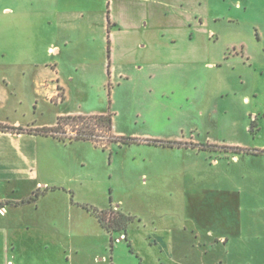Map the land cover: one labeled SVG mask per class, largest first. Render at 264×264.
Segmentation results:
<instances>
[{"label":"crops","instance_id":"1","mask_svg":"<svg viewBox=\"0 0 264 264\" xmlns=\"http://www.w3.org/2000/svg\"><path fill=\"white\" fill-rule=\"evenodd\" d=\"M7 2L10 4L5 5ZM190 3V10L183 11L181 0L172 7L167 0H0V77L4 84L0 105L18 112L27 92L34 94L35 111L42 98L63 107L73 97L78 100L76 109L59 112L54 125H38L34 118L27 123L0 120V125L15 129L0 130V253L7 252L12 231L23 230L14 221L17 213L10 209L37 205L39 197L30 199L40 186L50 189L48 182L39 179L55 166L56 155L42 148L43 141L66 144L35 131L55 127L60 117L108 114L114 129L118 118L129 119L127 112L119 110L122 102L127 108L132 103L144 104L147 109L137 115L146 124H165L167 77L189 78L194 89L204 92L211 84L207 77L226 68L232 77L223 78L217 88L229 100L223 114L232 118L238 110L253 121L254 130L247 126L254 133L248 136L250 143L148 136L140 144L164 148L148 141L172 142L178 145L171 148L220 154L237 165L244 162L251 170V180H243L223 199V216L232 217L241 227L248 212L252 229L211 232L223 250L210 240L207 254L217 248L223 258L209 264H264V44L258 54L253 53V42L241 41L215 55L211 50L213 32L207 31L209 22L200 17L199 5L193 0ZM168 8H181L182 13L168 21ZM170 27L180 30L179 35L167 37ZM213 162L218 166L221 161L215 157ZM232 201L239 208L230 206ZM132 232L129 227V239ZM182 233L176 230L175 244L183 242ZM114 238L117 246L127 242L123 232H115Z\"/></svg>","mask_w":264,"mask_h":264},{"label":"rangeland","instance_id":"2","mask_svg":"<svg viewBox=\"0 0 264 264\" xmlns=\"http://www.w3.org/2000/svg\"><path fill=\"white\" fill-rule=\"evenodd\" d=\"M167 1L172 7L180 0ZM181 1L182 10H190L191 0ZM193 1L199 5L203 21L209 22L207 31L213 32L211 50L215 55L241 41L253 42V53L258 54V48L264 44L257 41L260 37L264 39V0ZM180 10L168 8V21L182 13ZM179 31L170 27L166 35L177 36ZM230 73L225 68L218 75L207 77L211 84L204 92L194 89L189 78L167 77L166 123L146 124L137 115L147 109L144 104L132 103L127 108L122 102L119 110L127 112L129 119L118 118L113 134L140 141L148 136L171 140L193 136L201 143L207 140L217 144L250 143L248 136L254 133L249 132L247 126L254 130L253 121L243 118L238 110L232 118L223 114L229 100L222 97L217 88L223 78L232 77ZM2 87L0 77L1 93ZM0 98L1 101L2 96ZM33 98L34 94L27 92L24 106L18 112L0 105V120L18 119L27 123L34 118L38 125L50 126L56 123L60 111L78 106L75 97L64 107L42 98L35 111ZM73 129L69 126L70 134ZM97 132L100 143L107 145L106 148L89 141H67L66 144L43 141L42 148L56 155L55 166L47 174H40L39 179L48 182L50 189L40 186L36 192L39 194L37 205L10 209L17 213L14 221L22 225L23 230L12 229L8 250L0 253V264H111L112 261L118 264H209L223 260L216 251L217 248L223 250L222 244L216 243L211 232L217 235L242 227L252 229L248 212L241 227L232 217L223 216V199L236 191L243 180H251V170L244 162L237 165L227 157L221 158L220 154L185 151L184 147L110 143L111 137ZM215 157L221 161L218 166L213 162ZM230 206L239 208L233 201ZM110 209L133 216L134 221L129 225L133 231V238L129 239L133 252L125 241L120 246L115 242L112 248L109 233L97 221L95 210ZM262 215L264 217V213ZM261 223L264 229V220ZM176 230L184 233L183 242L175 244ZM210 240L217 248L207 254L206 243Z\"/></svg>","mask_w":264,"mask_h":264},{"label":"trees","instance_id":"3","mask_svg":"<svg viewBox=\"0 0 264 264\" xmlns=\"http://www.w3.org/2000/svg\"><path fill=\"white\" fill-rule=\"evenodd\" d=\"M69 126H72L73 133L70 134ZM113 121L111 115H95V116H67L60 117L58 119L57 125L53 128H42L35 131L36 134L44 137H52L63 143L72 142V141H89L96 145H101L103 148H106L107 145L100 143L97 131H102L111 137L110 143H118L120 145H132L138 144L141 141H138L134 138L129 137H117L112 135ZM0 130H11L15 131L14 128H10L4 125H0ZM23 131L19 129L18 132ZM98 133V134H97ZM112 135V136H110ZM148 143H153V145H160L166 147H174L178 145L172 142H158V141H148ZM213 148V147H210ZM206 149V147H205ZM233 151H240L239 148H231ZM39 197V194L35 193L34 197L30 200H35ZM35 198V199H34ZM95 216L100 223L101 227L105 229L111 235V246L113 248L116 239L114 238L115 232H123L125 234V239L131 247L133 252L132 245L129 241L127 232L129 225L134 221L133 216L126 214L117 209H110L108 211H94Z\"/></svg>","mask_w":264,"mask_h":264}]
</instances>
